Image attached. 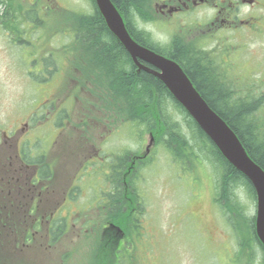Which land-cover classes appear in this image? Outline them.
Instances as JSON below:
<instances>
[{"label":"rangeland","instance_id":"1","mask_svg":"<svg viewBox=\"0 0 264 264\" xmlns=\"http://www.w3.org/2000/svg\"><path fill=\"white\" fill-rule=\"evenodd\" d=\"M39 3L36 13L43 18V22L30 27L23 25V29L31 34L23 33L24 43L13 41L10 32L0 27V125L3 128L18 126L20 120L46 98H50L51 103L58 97L64 98L63 104H70L71 98L67 94H72L74 128L70 130L73 137L69 154L73 157V164H61L59 171L67 173L68 177L73 178L74 175V185H78L79 191L75 196L71 227L61 234L57 242L50 243L49 239L46 244L43 238L16 248L0 245V264H93L94 241L103 230L100 222L104 217L96 215L97 210L91 209L95 204L90 200L93 194L98 196L100 193L101 182L98 167L90 168V163L86 162V168L82 169L91 154L87 147L101 144L107 160L111 154L121 153L125 148L138 149V154H141L150 136L145 133L135 141L129 137L132 130L127 125L108 123L106 116L92 106L91 102L95 103L96 99L78 85L67 87L65 82L68 79L65 77L61 78L63 82L60 84L57 78L61 75L59 72L48 81L40 80L44 58L51 53L60 65L58 61L62 53L57 50L71 41L66 31L69 25L66 28V24L67 20L72 23L75 20L64 11L70 9L90 13L92 8L89 0H39ZM177 16L172 20L168 18L165 23L145 24V28L155 39L163 42L175 26L172 24L180 26L182 20L178 18L176 21ZM184 24L192 28L195 26L191 18L184 19ZM171 31H176V27ZM235 33L238 34L236 40L230 32L212 36L206 48L210 49L218 43L223 46L230 41L226 43L231 50L229 55L219 54V59L227 65L229 75L240 85H264V37L245 39L237 30ZM46 39L49 41L46 42ZM68 54L74 67L81 59V52L73 47ZM41 55L45 57L40 58ZM51 94H54L53 98ZM263 113L261 111L259 115ZM44 129L52 134L50 128ZM43 145H46L45 142ZM149 157L150 164L140 170L137 184L141 190L142 213L138 219L139 235L133 236L119 264H257L264 260V251L258 244L247 250L245 248L243 252L238 249L237 234L213 202L215 188L210 165L204 170L198 165L191 172L181 173L178 165L155 144L150 148ZM105 165L107 172V163ZM242 201L246 214L254 216L256 202L246 193H242ZM89 221L93 226H88ZM241 230L244 231V228L241 227Z\"/></svg>","mask_w":264,"mask_h":264},{"label":"trees","instance_id":"2","mask_svg":"<svg viewBox=\"0 0 264 264\" xmlns=\"http://www.w3.org/2000/svg\"><path fill=\"white\" fill-rule=\"evenodd\" d=\"M89 1L92 11L88 14L64 11L75 22L67 29L72 41L60 49L74 47L81 52L74 70L82 75L74 77L82 83L79 87L96 99L95 103L91 102L92 106L106 116L108 123L127 125L132 130L129 137L135 141L145 133L151 134L156 147L166 152L181 173L191 172L198 165L204 170L210 165L215 188L213 201L237 234L238 249L243 252L256 243L264 251L254 233L255 217L246 214L242 201V193L256 199L250 181L222 156L158 78L136 68L123 45L108 29L94 0ZM111 1L124 14L130 36L140 45L176 61L200 96L225 120L248 155L264 170V113L259 115L264 112V91H260L264 85H240L233 80L227 65L219 59L220 53L229 55L231 51L227 47L204 49L197 46V41L184 39L180 32H175L165 43L154 40L145 28L147 22L155 20L154 0ZM29 13L21 1L15 4L14 0H2L0 27L10 32L13 41L23 43L20 38L27 33L23 29L26 24L16 18L29 17ZM44 60L50 63L51 54ZM137 154L138 149L128 148L115 154L107 164L105 179L108 186L105 219L121 226L128 245L135 234L139 235L140 229L141 190L137 187L140 170L150 164V157H146L137 166H129L131 157ZM126 194L131 196L130 202L124 197ZM135 202L139 204L137 216L131 209ZM116 240L108 229L99 233L94 241L93 264H116L114 259L124 257L127 248H119Z\"/></svg>","mask_w":264,"mask_h":264},{"label":"flooded vegetation","instance_id":"3","mask_svg":"<svg viewBox=\"0 0 264 264\" xmlns=\"http://www.w3.org/2000/svg\"><path fill=\"white\" fill-rule=\"evenodd\" d=\"M1 2L2 0L0 4ZM25 2L27 5H37L39 0ZM154 11L158 15L156 23L166 22L168 18L179 15L177 17L182 20L183 26L186 18H191L195 25L203 26L199 33L184 32V39L229 32L235 36L238 35L236 30L245 39H250L251 36L264 37V0H156ZM37 19L39 20L38 16L21 18L30 24L36 23ZM57 51L62 53L61 60L58 61L60 65H57L54 55L52 65L41 63L43 68L40 80L48 81L59 72L61 75L57 78L60 84L63 82L61 78L65 77L68 79L65 82L67 87L81 86L82 83L73 77L74 67L69 50ZM53 96L51 94V98ZM67 97L71 98L67 105L63 104L64 98L58 97L52 103L49 102L50 98H46L28 112L18 126L3 128L0 125V245L16 248L43 238L44 243L47 244L49 239L53 243V232L60 228L67 229L72 224L75 196L78 195L76 184L74 185L75 178L74 175L73 178L68 177L67 173L59 171L61 164H73L69 146L73 137L70 130L74 128V102L72 94L68 93ZM44 127L50 128L52 134L49 135ZM101 136L104 138V135ZM83 137L88 139L87 136ZM44 142L46 145H43ZM87 150L91 152L90 158L82 168H86V162H89L90 168L95 166L99 169L101 190L98 196L92 198L95 206L91 209L97 210L96 215H100L101 212H107L104 184L106 160L101 144L98 147L90 145ZM145 156L146 154L136 155L130 160L129 166H137ZM124 197L130 202V195L126 194ZM136 207L135 202L132 204V212L136 211ZM103 228L119 231L109 220H105ZM257 264H264V260Z\"/></svg>","mask_w":264,"mask_h":264},{"label":"water","instance_id":"4","mask_svg":"<svg viewBox=\"0 0 264 264\" xmlns=\"http://www.w3.org/2000/svg\"><path fill=\"white\" fill-rule=\"evenodd\" d=\"M95 3L108 29L123 45L138 69L158 78L222 156L250 181L256 194L255 231L264 247V170L248 155L236 133L200 96L174 60L134 41L111 0H95Z\"/></svg>","mask_w":264,"mask_h":264}]
</instances>
